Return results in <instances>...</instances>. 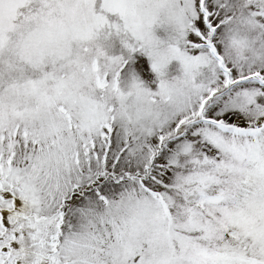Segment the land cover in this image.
<instances>
[{
    "label": "snow or ice",
    "instance_id": "obj_1",
    "mask_svg": "<svg viewBox=\"0 0 264 264\" xmlns=\"http://www.w3.org/2000/svg\"><path fill=\"white\" fill-rule=\"evenodd\" d=\"M0 264H264V0H0Z\"/></svg>",
    "mask_w": 264,
    "mask_h": 264
}]
</instances>
